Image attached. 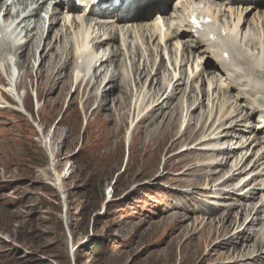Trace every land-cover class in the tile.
I'll list each match as a JSON object with an SVG mask.
<instances>
[{
	"label": "rangeland",
	"instance_id": "374dc122",
	"mask_svg": "<svg viewBox=\"0 0 264 264\" xmlns=\"http://www.w3.org/2000/svg\"><path fill=\"white\" fill-rule=\"evenodd\" d=\"M40 1L13 0L11 13L22 17L32 14ZM53 1L45 0L42 17L23 21L18 51L28 45L29 51L25 56L17 51L9 57L15 85L0 87V95L14 105L8 107L0 99V264H264V246L261 261L255 250L257 243L264 241V214H259V223L248 225L264 205V130H256L262 127L264 114L259 115L261 123L259 117L248 121L244 109L251 103L264 111V104L261 107L257 102H264V96L249 97V102L241 96L247 89L244 81L264 82V68L249 79L235 65L228 70L221 68L218 52L211 51L205 35H201L204 42L195 53L186 49L191 39L182 38L178 43L168 38L176 29L172 23L182 26L185 8H211L215 19L210 30H216L221 20L243 50L238 57L248 55L250 60L259 57L264 61V0L253 10L245 6L244 11L236 6L233 10L221 4L214 6L208 0H165L156 14L141 11L130 27H96V21H85L83 15H64ZM105 35L108 44L101 59L111 55L108 59L114 60L121 54L101 68L105 77L96 87L94 76L99 72L92 64L86 66L82 58L74 59L72 48L86 56L93 52L91 38ZM46 57L54 63L47 69L55 77L43 90L50 104L37 90ZM0 61V83L7 82L8 64L2 57ZM209 63L224 73L202 70ZM60 70L69 77L56 84ZM142 73L145 75H139ZM109 74L118 75L117 81L106 83ZM156 82L168 93L156 98ZM66 83L70 86L64 89ZM114 84L118 92L129 94L130 107L125 117L116 104L107 103V111L102 113L112 114L113 123H105L104 133L99 125L104 117L97 118V112L104 105L107 87ZM232 85L236 86L233 90ZM14 86L19 92L15 93ZM174 88L178 90L171 105L159 111ZM36 93L38 111L34 108ZM90 95L95 100L86 107ZM154 99L159 101L151 105ZM23 104L32 110V117L20 114ZM155 108L157 125H146L132 142L138 116ZM192 114L198 121L190 119ZM90 117L91 129L87 124ZM169 119L178 125L172 128V138L159 145L149 144L166 131ZM189 127L195 131L212 127V132L194 142L181 143L167 154L173 139ZM227 131L228 140L216 144L215 138ZM207 140L213 141L211 147L204 145ZM224 149L235 151L227 166L226 155L218 154ZM191 159L193 166L188 164ZM213 163L225 166L206 168ZM231 176L235 181L222 185ZM198 179L203 182L190 187ZM233 193L245 209L234 208L236 219L244 225L235 226L221 238V232L217 233L223 227L219 220L237 203L231 198ZM247 196L255 198L247 203ZM237 204L240 207V202ZM254 207L256 211L251 213ZM208 208L215 211L218 221L204 212ZM206 229H214V242L209 232L204 233ZM240 234L246 238L245 245L253 247L251 256H221L229 251L221 244Z\"/></svg>",
	"mask_w": 264,
	"mask_h": 264
},
{
	"label": "bare ground",
	"instance_id": "6f19581e",
	"mask_svg": "<svg viewBox=\"0 0 264 264\" xmlns=\"http://www.w3.org/2000/svg\"><path fill=\"white\" fill-rule=\"evenodd\" d=\"M164 1L165 0H124V2H125V5H123V10L122 11H120L119 10V6H117V8L116 9H114V8H112L111 10L110 9H108L106 6H93V5H90V3H87V5H86V7H84V8H77V7H75V6H73V5H71V4H68V3H65V2H61L60 0L58 1V0H54L53 2H56V8H58V9H60V12H62L64 15H72V16H75V15H77V16H75V18H79V17H81V15H83V17L85 18V21H96V27H101V26H106V27H109V26H113V27H117V26H119V25H125L126 27H130L131 25H134V24H132V23H134L133 21H135L136 20V18L138 17V15L140 14V12L141 11H143V10H147L148 9V14L149 15H153L152 13H157V11H159V7L160 6H162L163 5V3H164ZM193 2L194 1H198L199 2V0H192ZM208 1H210L211 2V4L212 5H222V6H225L226 8L228 7L230 10H233V7L234 6H236L238 9H242V11H244V7L246 6L247 8V10H253V9H255V6H257L258 5V2H259V0H256L257 2L254 4V2L255 1H250V0H243V1H231V2H234L233 4H234V6H231V5H229V4H231V2H228L227 0H208ZM4 2V0H1L0 1V4H2ZM232 4V5H233ZM260 4V3H259ZM95 5V4H94ZM109 5H111V4H109L108 3V6ZM194 8V7H193ZM192 8V9H193ZM235 8V7H234ZM186 9V8H185ZM184 9V11H183V13H185L186 12V10ZM194 9H197V7L196 8H194ZM8 11H10V10H8ZM200 11L201 12H203L205 15H207V16H209L210 18H212L213 20L215 19V12H213L212 11V9L211 8H205V7H201V9H200ZM228 11V10H227ZM236 11V10H235ZM120 12H122V13H120ZM36 15H38L39 16V11L38 12H36L35 13ZM232 15H233V13H232ZM184 16V14H182V17ZM224 17H225V15H224ZM177 18V17H176ZM242 19H240L239 18V21H241ZM84 22V21H83ZM181 22H182V26L181 27H179L177 24H176V27H175V23H172L173 25H174V28H176L174 31H170V34H169V37L168 38H171V40H174V39H176V40H178V43H180L181 42V39L182 38H189V39H191V41H189V43L190 44H188V45H186V49L189 51V52H191V53H195V49H199V47H201L202 45H203V42H204V40H203V38H201V37H197V36H199V35H201V33L203 32V31H199V32H196V31H194L189 25H188V23H187V20H184V18L181 20ZM249 21H246V24L248 23ZM103 23H105L104 25H101V24H103ZM135 23H138L137 21L135 22ZM137 25H139V24H137ZM170 25V24H169ZM7 26H9V27H7V31H9V33H8V36L6 37V38H4V39H1L0 40V46H2L3 47V44H5L6 42L5 41H9V40H11V39H13V42H15V44H16V46H18V45H20V43H19V40H20V36H17V35H15V34H17L16 33V31H15V23L14 22H11V23H8L7 24ZM221 26H223V27H225L224 29L225 30H227L228 32H229V35L226 37V38H223V39H226V40H228L229 42H231L232 41V39H233V32H232V30L226 25V24H224V23H221V20H220V27ZM181 28V29H180ZM204 29H209V28H211V26L210 25H205L204 27H203ZM106 30V29H105ZM103 31V30H102ZM218 33H219V31H218ZM102 34H103V32H102ZM127 35H129V32L127 33ZM15 36H17V38L15 39ZM106 36L107 35H105V37H93V38H91V41H92V43H93V52L92 53H90V54H87L86 56L85 55H83L78 49H74V47L72 48V51H73V53H72V55H73V57H74V59H79V58H82L83 59V61H84V63L86 64V66H90L91 64H92V66L94 67V69H96V72H99L96 76H94V78L96 79V82H95V84H96V87L102 82V80L104 79V77H105V73H103V70H101V68L103 69V68H105L106 66H107V64L109 63V62H111L113 59H108L109 57H111V55H108V56H105L104 57V59H101L102 57H100V54H101V52L103 51V48L108 44L107 42H108V39H106ZM220 38V39H219ZM221 38L222 37H219L218 36V39H219V42L218 43H220V40H221ZM207 39V38H206ZM112 40H113V36H112ZM114 40H115V38H114ZM90 41V42H91ZM207 41L210 43L209 44V48H212L211 49V51H216L217 50V52H218V54H217V60H218V62H219V64H220V66H221V68L223 67V69L224 70H228L227 68H229V67H234V64H233V61L232 60H230V58L229 57H227V58H225V56H224V54L223 53H221L223 50H222V48H220V45L217 43V41H213V40H209V39H207ZM6 45H7V43H6ZM76 45V44H75ZM28 48H29V45L28 46H26V47H24V48H21V50L20 51H18V55H21V56H25V51H29L28 50ZM214 49V50H213ZM229 49H231V47H229ZM228 49V50H229ZM120 54L121 53H118V54H116V57L115 58H119V56H120ZM98 55V56H97ZM212 56H214V54L212 55ZM259 56H261V55H259ZM23 58V57H22ZM115 58H114V60H115ZM214 58H216L215 56H214ZM264 58V57H263ZM47 57H46V59H44V61L42 62V66H41V72H40V80H41V82H40V85H38L37 86V90L41 93V95H42V97L45 99V96H44V94L45 93H43V90L44 89H46L47 88V85H48V83H49V80H53V78L55 77V76H51V74L49 73V70L47 69L48 67L51 69L52 67H54L53 66V64H52V62L50 63L49 61H47ZM2 60L4 61V62H6V64H8L7 62L9 61V59H7V57L6 56H3V58H2ZM113 60V61H114ZM1 62V61H0ZM259 64H260V66L262 65V67L264 68V63H263V60L261 59V58H259ZM67 67H65V68H61V70L62 69H66ZM249 68H251V67H249ZM209 69V70H208ZM60 70V71H61ZM160 70V69H159ZM202 70H207V71H215L216 72V74H223L224 73V70H222V69H220L217 65H215V64H212V63H209L207 66H205ZM253 70V69H252ZM81 71V70H80ZM223 71V72H222ZM232 71V70H231ZM248 72H250V73H253V72H251V70H247ZM247 72V73H248ZM62 73V74H61ZM61 73H59L58 74V76H56L57 77V81L55 82L56 84L59 82V84H61V83H63V80L64 79H66V78H68L69 77V73H65V75L63 74V72L61 71ZM158 73V72H157ZM137 74V73H136ZM139 75H145L144 73H142V74H139ZM147 75V74H146ZM151 75V74H150ZM66 76H68V77H66ZM148 76V75H147ZM246 76V75H245ZM143 77V76H142ZM247 77H250L248 74H247ZM117 78H118V75H117V77L115 76V77H112L110 74H109V76H108V78H107V81H106V83L107 82H109L110 81V79L112 80V81H117ZM141 78V77H140ZM181 78V77H180ZM183 79V78H182ZM51 80V81H52ZM141 80V79H140ZM172 80V79H171ZM74 82V81H73ZM179 82V80L178 81H176V83H178ZM55 83H53L54 85H56ZM117 83V82H116ZM175 83V84H176ZM260 86L259 87H256V85H254V83L251 81V83L250 82H247V81H244V85L247 87V89L245 90V91H243L242 93H241V96H242V99L244 100V101H246V102H249V97H256V96H258V95H263L264 96V82L262 81H260ZM68 83H66L65 84V86H64V89L65 88H67L68 87V85L70 86V84H68ZM75 84V83H74ZM179 84V83H178ZM181 84V83H180ZM263 84V85H262ZM154 85H156V86H158V93L156 94L157 96H156V98L158 97V96H160L161 94L160 93H162V92H164L165 94H166V92H167V88L165 89L164 88V86H161L160 85V83H155ZM180 87V86H179ZM235 85L233 86L232 85V90L233 89H235ZM104 89V88H103ZM118 90H119V87H118V85H113V86H108L107 87V90L105 91V93H104V96H103V103H104V105H100L99 106V110L100 111H98L97 112V118H99L100 119V117H104V121L102 120V122H101V124H99L100 125V127L103 129V126H105V123L106 122H111V123H113V117L111 116V115H104L102 112L103 111H107V108H108V105H107V103H110V102H113L114 104H116V108H117V110H119V111H121V112H124V116L125 117H127V111H128V108L130 107V100H131V98H130V96H129V94H127L126 92H124V91H122V92H118ZM177 88H174L171 92H170V94L165 98V96H164V98H165V100L163 101V102H161V104H160V107H159V111H162V110H164V108L166 107V108H168L169 107V105H171V102H172V99H174L175 97H176V92H177ZM181 90V89H180ZM170 91V90H169ZM179 92V91H178ZM117 93V96L115 97V94ZM168 93V92H167ZM160 94V95H159ZM40 96V95H39ZM240 96V97H241ZM0 99L3 101V102H5L4 100H8L6 97H5V95H0ZM97 99V98H96ZM162 99V98H161ZM46 101H47V103L48 104H50L51 103V101H50V99H48V98H46L45 99ZM44 100V101H45ZM94 100H95V96H91L90 95V97H89V99H88V105L86 106V107H90L91 105H92V103L94 102ZM157 100V99H156ZM155 99L151 102V105H153V104H155L156 102H158L159 100H157L156 101ZM258 103H259V106H261L262 107V105L264 104V102L263 101H257ZM46 103V104H47ZM56 103V106L57 107H59V102H55ZM74 103V102H73ZM102 103V104H103ZM75 104V103H74ZM195 104V103H194ZM165 105V106H164ZM200 105V104H199ZM38 106V105H37ZM24 109V112L25 113H27L28 114V109H27V107L24 105V107H23ZM149 108V107H148ZM157 108V107H156ZM156 108L154 109V110H152V111H149V113L148 114H146V115H144V112L142 113V115H139L138 116V121H137V126L135 127V129L133 130L134 132H133V138H132V142H134L135 141V137H136V135L138 134H140V133H143L144 132V130H145V128H146V125H147V128H154V126H156L157 124H156V120H157V117L155 116V112L157 111L156 110ZM21 109H22V107H21ZM179 109V107L178 108H176V110H178ZM244 109L247 111V114H245V116L246 117H248V121L250 120V119H253V118H258L259 117V115H262V114H264V111H261V109L260 108H258V107H256L255 105H253V104H251L250 103V105L248 104V106H245L244 107ZM22 111V110H21ZM262 113V114H261ZM94 114V112L91 114V117L92 116H94L93 115ZM228 114V113H227ZM24 115V114H23ZM229 115V114H228ZM25 116V115H24ZM28 116V118L29 117H32V114H28L27 115ZM256 116V117H255ZM26 117V116H25ZM88 118V120H87V124H88V127L90 128L91 127V124L93 123V120H92V118ZM197 117H195L193 114L191 115V120L192 121H196L197 119H196ZM224 118V117H223ZM222 118V119H223ZM261 118V116L259 117V119ZM263 119H264V117H262ZM258 119V121L261 123V119L259 120ZM235 120V119H234ZM95 121V120H94ZM198 121V120H197ZM232 121H233V119H232ZM98 122V121H97ZM259 122H258V125H259ZM177 123V122H176ZM176 123H173L170 119H169V123L167 124V127H166V131H164L163 133H161V136L159 137V138H157V139H154L152 142H150L149 144H152V143H156V144H158V143H160V144H162V143H164L163 141H166V140H168V139H171L172 138V136L171 135H173L172 134V128L173 129H177V127H178V125L176 124ZM234 123V122H233ZM237 123V122H236ZM236 123H234V125L236 124ZM103 124V125H102ZM191 126V125H190ZM223 126L224 125H221L220 126V128H223ZM228 126V125H227ZM230 126V125H229ZM262 126V127H261ZM261 128H257L256 130L258 131L259 130V132H262L263 130H264V122L262 121V123H261ZM93 127V126H92ZM225 127V126H224ZM88 128V129H89ZM158 128V127H157ZM219 128V129H220ZM229 128V127H228ZM232 127H230V129H231ZM87 129V130H88ZM91 129V128H90ZM233 129V128H232ZM56 130H57V128L55 129V131L52 133V138H54V136H56L55 134H56ZM104 130V133L105 132H107V130L104 128L103 129ZM196 129H192L191 127H189L188 129H186V132L184 133V134H181L179 137H176V138H174L173 139V141H172V143H171V146H170V148L168 149V151H167V154L173 149V148H175V147H177L178 145H180L181 143H185V142H194V141H196V139H198L199 137H200V135H203V134H209L210 132H212V127L211 128H208V127H201L200 129H198V131H195ZM254 130H255V128H254ZM214 131V130H213ZM195 132V135H192V133H194ZM252 134L254 133V131L253 130H251L250 131ZM258 132V133H259ZM57 133H58V131H57ZM160 133V132H159ZM230 132H226V133H224V134H220V137L219 138H215L216 139V144L218 143L219 144V142H221L222 140H225V139H227L228 137H230V134H229ZM115 134V133H114ZM218 134V133H217ZM176 135H178V134H176ZM228 140V139H227ZM227 140L224 142V143H227ZM132 142H131V144H132ZM207 142H209V143H207V144H204L203 142H202V144H204V145H206V146H210L211 147V145H210V143H212L213 141H211V140H207ZM229 143V142H228ZM159 145V144H158ZM159 147V146H158ZM130 150H132V149H130ZM131 152V151H130ZM229 151H228V149H224V150H218V154H220V156H222V155H226V159H227V163L225 164L226 166L229 164V161L231 160V158H233L232 156V152H235V151H230L229 153H228ZM57 157H59V155L57 154V156H56V158ZM205 157V155L204 156H200V158H201V160L203 159ZM215 157H217V156H214V158ZM219 157V156H218ZM54 161V160H53ZM169 161H170V159H168L167 161H166V164L167 163H169ZM193 162H195V161H193L192 159L190 160V161H188V164H190V165H192L193 164ZM58 164V163H57ZM187 164V165H188ZM259 164V163H258ZM59 165V164H58ZM189 165V166H190ZM225 165H222L221 163L219 164V163H213V164H209V165H207L206 166V168H211L212 166H216L217 168L219 167H224ZM193 166V165H192ZM238 166V165H237ZM256 165H254V167H255ZM261 165H259L258 167H257V169L260 167ZM253 167V168H254ZM213 168V167H212ZM230 168H232V167H230ZM242 168L244 169V167L242 166ZM241 168V169H242ZM189 170H191V167L188 169V171ZM233 170V169H232ZM213 171H216V170H213ZM223 172L224 171H220L219 173L220 174H223ZM211 173V172H210ZM213 174V173H212ZM240 174V176H242L243 175V173H239ZM61 176L63 177V174H61ZM259 176V175H258ZM263 175H262V173L260 174V177H262ZM61 179V178H60ZM210 179V178H209ZM235 177L234 176H231V177H229L228 179H226L224 182H223V184L222 185H227V184H229V183H231V182H233V181H235ZM262 180V182H264V177L263 178H261ZM203 179H198L197 181H195V182H193L192 184H191V186L190 187H192V188H195V187H197L196 185H198V184H200V183H202L203 181H202ZM208 181V180H207ZM210 181H214V179L213 178H211L210 179ZM249 182V181H248ZM254 182H256L257 183V180H254ZM235 185V184H234ZM234 185H232V186H230V187H233ZM245 185H247V184H245ZM245 185H243V186H245ZM58 186H61V183H60V181L58 182ZM245 189V188H244ZM243 189V190H244ZM242 190V191H243ZM235 191H241V190H235ZM234 194V193H233ZM227 197V196H226ZM248 197V196H247ZM231 198H233V200L234 201H237V203H239L240 202V207H239V205L237 204V203H235L233 206H231V207H229L230 209V211L228 210V211H226V213L222 216V217H220L221 218V220H219L220 222H221V224H222V228L221 229H218L219 231L217 232V233H220V237L222 238V237H224V236H226V234H230V232L234 229V227L235 226H237V225H241V227H242V225H244V223H239L238 222V220L239 219H236V213L234 212L235 211V209H238V208H240V209H242V211L244 212L245 211V209L243 208V205H242V202H241V200H239L240 198L236 195V194H234L233 195V197H231ZM255 197H248V202L247 203H249L251 200H253ZM242 200H244L245 201V199H246V197H242L241 198ZM251 199V200H250ZM233 200H231L230 199V201H233ZM226 206H228V205H226ZM235 208V209H234ZM260 209V210H259ZM258 209V211H257V213L255 214V216L257 217L256 219H253L250 223H248V225L250 226L251 224H253L254 222L256 223H259V214L261 215V213L262 214H264V205L263 206H261L260 208ZM200 211V210H199ZM246 211H247V209H246ZM254 211H256V207H254L253 208V210L251 211V213H253ZM202 212V211H201ZM204 212L206 213V214H209L212 218L213 217H215L214 219H216L217 221H218V217L217 216H215V211H213V210H211L210 208H208L207 210H204ZM198 213V212H197ZM217 214V213H216ZM240 213H238V215H239ZM244 214V213H243ZM243 214H240V215H243ZM261 223H262V221H260ZM248 226V227H249ZM247 228V227H246ZM213 230L214 229H209V230H205V232L204 233H206V234H208V232L210 233V239L211 238H213L212 240H213V242H214V240L216 239L215 238V235L214 236H212L213 235ZM245 230V229H244ZM243 230V231H244ZM242 231V232H243ZM245 232V231H244ZM216 233V234H217ZM217 236H219V234H217ZM216 236V237H217ZM245 242H247L246 241V238H243V236H242V234H240V235H238V237H234V238H230V239H227V240H225V243H222L221 244V246L220 247H223V248H228V252H225L224 254H222L221 256H233V254H242L243 256H247V257H249V256H251V255H249L250 254V252H252L251 250H253V247L252 246H250V245H245L246 243ZM244 244V245H243ZM255 244V243H254ZM257 247H255V250L256 249H258V252H257V258H258V261H261V255L263 254L262 253V251H261V249L263 248V246H264V241H259L258 243H257ZM263 250V249H262ZM248 260V259H247Z\"/></svg>",
	"mask_w": 264,
	"mask_h": 264
},
{
	"label": "trees",
	"instance_id": "16d2710c",
	"mask_svg": "<svg viewBox=\"0 0 264 264\" xmlns=\"http://www.w3.org/2000/svg\"><path fill=\"white\" fill-rule=\"evenodd\" d=\"M97 247H99L100 245H96Z\"/></svg>",
	"mask_w": 264,
	"mask_h": 264
}]
</instances>
